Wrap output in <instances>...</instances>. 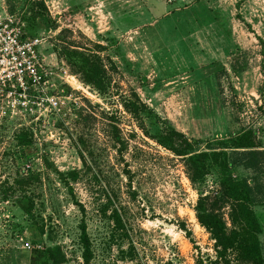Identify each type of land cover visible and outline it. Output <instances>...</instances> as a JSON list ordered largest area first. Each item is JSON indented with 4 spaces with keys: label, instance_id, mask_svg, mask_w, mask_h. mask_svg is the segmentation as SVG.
<instances>
[{
    "label": "rangeland",
    "instance_id": "obj_1",
    "mask_svg": "<svg viewBox=\"0 0 264 264\" xmlns=\"http://www.w3.org/2000/svg\"><path fill=\"white\" fill-rule=\"evenodd\" d=\"M0 14L67 74L40 125L0 110V264H82V226L90 264L213 260L194 208L217 178L191 183L155 138L173 129L197 153L225 151L234 178L264 182V155L246 169L250 151L224 144L251 130L264 153V0H0ZM65 50L99 60L103 93ZM253 212L264 264V202Z\"/></svg>",
    "mask_w": 264,
    "mask_h": 264
},
{
    "label": "trees",
    "instance_id": "obj_2",
    "mask_svg": "<svg viewBox=\"0 0 264 264\" xmlns=\"http://www.w3.org/2000/svg\"><path fill=\"white\" fill-rule=\"evenodd\" d=\"M24 32V37L28 36ZM30 39V38H28ZM65 56L74 67L73 72L81 76L86 85L104 92V71L99 60L94 56L65 50ZM156 144L184 161V167L191 183L196 184L210 174H215L217 189L214 195H201L194 208L197 222L210 235L213 241V260H203L198 256L195 264H261L258 244L260 228L253 212V207L264 202V195L258 190L264 188L255 182L253 186L247 180H238L230 173L229 155L216 148L198 152L192 144L179 132L165 130L155 138ZM231 149L250 151L243 167L258 170V156L264 153L253 152L256 149L255 137L251 130L237 138L224 142ZM217 145H223L218 142ZM252 161V162H250ZM227 209L229 227L224 221L223 211ZM80 245L82 248V264H90L93 253L84 226L81 228Z\"/></svg>",
    "mask_w": 264,
    "mask_h": 264
},
{
    "label": "built area",
    "instance_id": "obj_3",
    "mask_svg": "<svg viewBox=\"0 0 264 264\" xmlns=\"http://www.w3.org/2000/svg\"><path fill=\"white\" fill-rule=\"evenodd\" d=\"M41 45L39 38L24 37L16 18L0 14V110L6 112L4 116L18 115L40 125L61 110L66 99L61 96V75L67 74L63 69L55 73L45 63Z\"/></svg>",
    "mask_w": 264,
    "mask_h": 264
}]
</instances>
